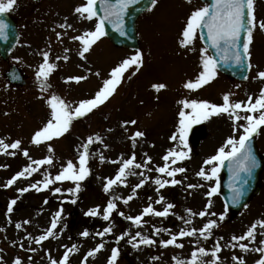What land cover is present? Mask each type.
Here are the masks:
<instances>
[{
  "label": "rangeland",
  "instance_id": "1",
  "mask_svg": "<svg viewBox=\"0 0 264 264\" xmlns=\"http://www.w3.org/2000/svg\"><path fill=\"white\" fill-rule=\"evenodd\" d=\"M37 1L38 5H41L49 0ZM25 2L26 0H17L14 9L10 11L21 26L20 44L10 55L8 63L0 59V139L8 144L17 139L21 140V149H27L31 159L25 157L22 150L18 149L9 148L7 152H0V257H3L0 264H13L17 257L21 258L22 264H51V259L59 261L72 245L77 247L70 253L68 264H81L86 253L102 242L105 247L93 257H89L87 264H107L114 247L120 249L116 264H176L174 257L183 259L187 264L195 249L202 246L211 250L220 237H223V240L220 241L221 252L217 254L220 257L218 264H239L233 256L243 258L245 264H255L259 253L244 252L239 247H231L230 244L235 243L231 240L233 235H243L251 224L264 219V172L260 195L236 218H231L227 212L223 221L218 220V214L226 208L218 192L211 198L206 195L210 187L216 184L219 173L212 181L197 176L201 168L206 172L210 171L214 165L205 164V160L215 155L229 136L238 139L243 130L234 129L246 121L241 119L236 122L228 114L213 115L207 120L201 119L195 124L205 127L204 137L194 145L187 138L186 146L179 140L178 128L179 112L183 108L179 102L184 99H205L221 104L223 95L230 93L232 101H247L249 96L255 101L261 89H264V78L258 75L264 71V30L259 27L253 29V39L249 46L252 69L246 82L229 81L217 70L216 76L209 83L198 89H189L185 84L189 80L195 81L202 71L201 50L205 49V46L199 32L191 45L182 46L180 41L187 17L194 8L204 5L201 0H158L137 22L140 51L144 56V63L139 71L135 68L129 69L107 101L86 116L74 119L69 130L62 136L53 137L37 145L32 142V138L35 132L51 119L52 109L47 100L52 94L60 96L75 107L80 100L94 97L103 86V81L109 78L111 70L136 51L116 47L103 36L91 46L84 57H81L79 52L83 50L82 41L72 37L83 36L93 30L95 23L92 26L93 20L84 18V27H81V21L75 14H67L84 4L85 0H53L50 6L43 5L38 15L36 8L32 9L34 5H24ZM254 14L257 21H264V0H254ZM60 23L65 27L58 28ZM68 24L72 27L68 28ZM40 28L45 31L43 37ZM57 33L61 35L58 37ZM45 51L49 52L50 62L57 65L49 76L50 87L46 91L42 90L36 77L39 65L43 62L42 53ZM65 56L68 57L67 60L63 59ZM57 57L60 59H56ZM10 64H16L24 70L28 77L24 87L11 86L7 82L4 72ZM97 72L100 73L99 76L96 75ZM70 76H84L86 79L79 82L70 81L67 79ZM160 83L166 87L157 91L153 85ZM184 111L191 112V109ZM239 114L241 117L247 115L243 111ZM132 120L136 123H124ZM137 130L145 135L136 138L133 147L132 137ZM97 134L101 140L89 145L90 175L80 182L81 190L78 193L74 195L67 191L75 187V181H55L47 189L43 188L41 183L38 185L40 191L35 188H30L24 193L18 191L31 184L43 182L46 176L54 179L69 160L78 167L82 145L87 142L89 136L94 137ZM174 134L177 135V140L171 139ZM257 139L264 153V126ZM49 145L53 150L51 152ZM170 149L188 152V157L177 165L184 167L186 172L177 173L175 178L181 181L180 184L166 185L157 192L159 186L154 183L157 177L171 179L156 171L158 166L165 163L162 158ZM12 152H15V155L9 154ZM133 152L136 156L135 163L143 164L147 156L152 157L148 163V169L151 171L144 168L133 169L136 173L143 172L144 176L150 179L136 190L132 200L124 204L123 199L132 194V188L141 179L139 175L126 176L124 184L113 185L109 192L104 191V185L107 183L106 178L116 176L119 161L129 158ZM49 155L53 158L51 165L32 163ZM29 164L37 168V171L18 178L9 187H4L13 175ZM189 184L200 187L190 189ZM55 187L61 188L62 191L54 193L52 189ZM160 195L175 205L167 217L145 215L142 223L136 225L114 210L109 221L103 220L102 212L110 199L116 198L117 207L125 216H135L149 203L162 210L163 204L155 203ZM12 199H16L17 203L13 206V211L8 212ZM73 199L76 200L74 204L71 202ZM209 199L212 201L210 211L217 213V216H195L191 218V225H185L180 219L182 216L188 218L185 209L191 208L194 212H199L205 208ZM97 206L100 214L85 215L89 209ZM61 208L63 212L57 227L53 229L54 235L37 244L35 238L47 232L55 213ZM72 213L76 216L73 217ZM208 219H217L219 223V227L213 229V235L208 239L198 234L178 238L177 243L183 244L182 248L175 245L164 247L159 244V240L170 237L168 232L157 235L155 228H168L175 234L182 228H200ZM18 223L21 225L19 228L16 227ZM110 224L113 225L112 232L103 237L96 236L98 231ZM85 229L90 233L88 237L80 235ZM137 231L142 235L152 236L157 240V244L133 247L128 240ZM125 232L129 235L118 240L117 238ZM29 234L33 239H28ZM139 239L138 237L137 240ZM260 240H264V228L258 225L256 240L241 243H248L250 248L264 246L260 245ZM21 244L24 245L23 248L20 247ZM32 248L36 251H30ZM202 259L211 261L214 257L209 254Z\"/></svg>",
  "mask_w": 264,
  "mask_h": 264
},
{
  "label": "snow or ice",
  "instance_id": "2",
  "mask_svg": "<svg viewBox=\"0 0 264 264\" xmlns=\"http://www.w3.org/2000/svg\"><path fill=\"white\" fill-rule=\"evenodd\" d=\"M158 0H150V4L155 6ZM191 2V0H189ZM139 3V0H86V3L75 8V12L80 14L81 17L91 21L95 19V26L93 30L86 32L83 36H74L72 39L81 40L83 44V50L79 52L81 57L85 56L91 46L98 41L101 37L105 36V23L110 22L112 26L122 35L127 36L128 33L125 30L124 17L128 13L130 5ZM17 4V0H0V14L8 13L14 9V6ZM97 4H99L100 10L102 13L97 10ZM151 10V9H149ZM10 25L6 19L0 18V37L7 40L8 39V29ZM61 28H64L65 25H60ZM68 28H71L72 25L68 24ZM259 27L264 30V21H257L254 14V0H214L213 3L206 4L202 7L194 8L190 15L187 17L185 27L182 31V39L180 41L182 46L191 45L197 39V33H200V36L203 37V29H207V39L210 41L211 45L220 53V60H223L225 63L231 61L232 63L244 66L247 57L250 55L249 46L253 39V29ZM244 33L243 42H241V33ZM61 34L57 33L59 37ZM203 55L201 57L202 71L199 73V76L195 81L189 80L185 87L189 89H198L203 85L209 83L217 74V67L219 61L208 55L207 48L201 50ZM43 62L39 65L38 71L36 72L37 80L39 81L42 90H47L50 85L48 79L50 74L55 70L57 65L50 62L49 52L45 51L42 53ZM56 59H60L57 57ZM64 60H67L68 57H63ZM144 63V56L140 50L125 58L121 61L119 65L114 67L111 70L109 78L103 81V86L95 93V96L90 99L80 100L79 103L73 107L71 103L66 102L60 96L52 94L47 103L50 105L51 119L44 125L43 128L36 131L32 142L35 144H40L42 141H49L53 137H60L66 133L72 121L79 117H84L90 113L93 109L102 105L105 101L111 97L114 92L117 90V87L122 82L125 72L129 69L135 68L136 71H139V68ZM250 68L251 65L248 64ZM135 72H133V75ZM96 75H100L99 72ZM261 78H264V71L259 72L258 74ZM247 78V77H245ZM68 80H74L79 82L86 79L84 76H70ZM153 87L159 91L166 87L165 84H154ZM231 94L226 93L223 95V103L215 104L205 99H184L180 101L183 105V108L179 112V128L180 133L179 140L185 146L187 145V132L193 123H199L201 119L207 120L213 115L228 114L230 118L234 121L239 122L241 119L246 121L244 124H240L238 128H235L234 131H239L242 129V133L237 139L235 136H229L225 141V144L221 146L215 155L210 156L205 160V164H213L214 166L210 171L206 172L204 168H201L197 173V176L203 177L205 180L212 181L214 177L218 176V173L221 167L224 165L225 161L229 162L230 168L234 166V172L236 179L241 180V183L237 186L235 183L231 185L233 188L232 193V203L238 204L243 198L246 188L245 185L248 184V179H242L240 173H246L248 177L252 176L254 169L259 167V161L257 160L256 155L253 152L251 140L254 135H258L264 126V89H261L260 95L253 101L251 96L248 97L247 101H232L230 99ZM184 109H191V112H185ZM240 111L247 113V115L241 117L239 114ZM125 124L131 123L135 124L136 121H125ZM144 132L137 130L133 137V147H135V141L138 137H143ZM172 140H177V135L171 137ZM101 137L97 134L94 137L89 136L87 142L82 145L83 151L79 154V166L77 167L73 161L69 160L66 166H62L59 173L53 178L45 177L43 182H37L31 184L28 187L18 189L19 192L24 193L28 192L30 188H35L37 191H40L41 188L38 187L42 183L43 188H49V185L54 184L55 181H75V187L67 189L68 192L73 193L74 195L81 190L80 182L85 180L86 177L90 175V169L88 167L89 160V145L94 141H100ZM21 140L17 139L11 144L5 143L3 139H0V152H7L9 148L22 150L25 157L29 156L27 149H21ZM107 147V145H105ZM230 148V150H226ZM49 151H53L51 145H49ZM15 155V152L9 153ZM147 155V154H145ZM188 157V152L184 150L170 149L164 156L163 160L165 163L162 166H158L156 171L161 174H165L171 179H162L157 177L154 180V183L158 185L157 192L160 189L164 188L166 185H178L181 183L180 180H177L175 177L177 173H184L186 169L184 167L177 166L178 162L184 161ZM104 157L101 155V160ZM136 156L135 152L127 159H121L119 161V169L114 178H106L107 183L104 185V191L109 192L112 189V186L120 183H125V177L128 175H139L141 179L137 184L132 188V194L123 199V203L127 204L130 200L133 199L136 194V190L140 189L145 185V183L150 179L145 177L143 172L136 173L133 169L144 168L148 171V163L151 162L152 157L147 156V159L143 164L135 163ZM53 158L51 155L45 157L44 159L33 161V164H48L51 165ZM116 163V161H113ZM2 167V166H0ZM37 171V168H34L32 164L27 165L23 170L17 172L13 175L4 187H9L13 185L16 180L20 177H24L26 174L31 175L33 172ZM200 185L189 184L188 188H196ZM219 190V181L217 180L216 184L210 187V190L206 195L211 198ZM54 193H60L61 188L55 187L52 189ZM116 198L110 199L107 202L106 207L103 209L102 216L103 220L109 221L114 210L122 217H125L127 220L132 221L136 225L142 223V218L145 215H155L158 217H167L170 213V210L175 207L174 204L167 202L163 195H160L159 198L155 201L156 204H163L162 210H158L153 207L152 203H149L142 212L135 216H125L123 211H119L117 204L115 202ZM152 198L150 197L149 200ZM73 204L76 203V200L71 201ZM17 203L16 199H12L8 205V212L13 211V206ZM47 203V201H45ZM247 207V205H245ZM212 201L209 199L205 208L199 212H194L191 208L185 209L187 217H180L185 225H191L192 217L199 216L203 217H215L217 213L211 212ZM63 208L58 210L51 222V227L47 230L45 234L40 235L38 238H35L37 244L41 241L46 240L48 237L53 236V229L57 227L58 219L61 218ZM100 214L99 206L93 209H89L85 215L96 216ZM227 210L218 214V220L223 221L226 218ZM217 219H208L206 223L203 224L200 228L192 227L182 228L177 233L173 234L168 228H155V233L159 235L161 232H168L169 239L159 240V244L167 247L169 245H175L178 247H183V244H178V238L182 237H192L197 234L204 239H208L213 235V229L219 227ZM27 223V221H26ZM264 228V219L257 220L251 224L247 231L240 236L233 235L231 240L235 243H231L230 246L233 248L239 247L244 252L253 251L259 253V258L255 261V264H264V246L250 248L248 243H241V241H255L256 240V229L257 226ZM17 228L21 227L18 223ZM113 225L103 228L102 231H98L96 236L103 237L105 234L112 232ZM83 237H88L90 235L89 231L85 229L80 233ZM129 233L125 232L121 234L117 239L122 240L125 236H128ZM140 238L137 240V238ZM28 239H33L31 234H29ZM223 240V237H220L214 247L211 250H208L204 247H198L195 249L192 254L190 261L187 264H218L220 261L218 253L221 252L220 241ZM15 243V242H13ZM128 243L133 247H139L140 245H155L157 240L153 239L152 236L142 235L140 231H137L135 235L131 236L128 240ZM260 245H264V240L259 241ZM23 244L20 245L23 248ZM76 245H72L70 248L64 252L63 257L57 261L56 259H51V264H68L70 253L76 249ZM105 247V244L102 242L98 244L94 249H90L84 256L81 264H87L89 257H93L101 249ZM2 251V250H0ZM30 251H36L35 248L30 249ZM120 254V249L114 247L111 252L107 264H116L117 258ZM211 254L214 259L211 261H206L202 259L203 257ZM155 259V257H154ZM176 264H186L183 259H178L174 257ZM233 259L239 261V264H245L243 258L233 256ZM3 260V257H0V261ZM13 264H22L20 257H17Z\"/></svg>",
  "mask_w": 264,
  "mask_h": 264
},
{
  "label": "water",
  "instance_id": "3",
  "mask_svg": "<svg viewBox=\"0 0 264 264\" xmlns=\"http://www.w3.org/2000/svg\"><path fill=\"white\" fill-rule=\"evenodd\" d=\"M209 1L211 3L214 2V0H209ZM149 6H150V0L144 2L142 0H139V3L130 5L128 13L124 17L125 30L128 33L127 36H122L112 26L110 22L105 23L106 33L116 45L135 48V49L139 48L135 22L137 16ZM97 9L100 10L99 5L97 6ZM0 18L2 17L0 16ZM8 23L10 25L8 29V39L5 40L2 37H0V53L3 55L4 58L7 57L16 39V27L10 21H8ZM202 31L204 35L203 37H201V39L204 45L210 50L211 55L219 61L218 68L222 72L233 78H237L239 80L247 79L245 77L248 76L250 70V68L248 67L249 64L248 58L246 59L244 66L236 65L231 61L225 63L223 60H220V53L211 45L210 41L207 39V29H203ZM244 35L245 34L242 32L241 42H243ZM8 77L11 82L19 83V84L25 83L20 71L16 67H12L10 69V71L8 72ZM251 144H252L253 152L256 155L260 166L254 169L251 177H248L247 174L243 172L239 174L242 179H248V184L245 185L246 188L245 194L241 199L240 203L238 204L232 203L233 188L231 187V185L235 183L238 186L241 183V180L236 179L234 166L230 168L228 161H225L224 165L221 167L223 175L220 178V186H219L220 194L223 197L228 210L234 216L240 213L244 209L245 205H247L250 202V200L260 192V179H261V172L264 168V158L260 155L257 149V145L254 137L251 140Z\"/></svg>",
  "mask_w": 264,
  "mask_h": 264
}]
</instances>
